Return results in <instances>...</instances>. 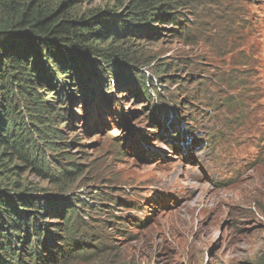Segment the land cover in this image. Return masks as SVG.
<instances>
[{
  "label": "rangeland",
  "instance_id": "rangeland-1",
  "mask_svg": "<svg viewBox=\"0 0 264 264\" xmlns=\"http://www.w3.org/2000/svg\"><path fill=\"white\" fill-rule=\"evenodd\" d=\"M71 1H61L71 18L128 10V0ZM198 2L186 36L159 24L157 40L133 43L159 80L150 100L110 79L103 99L79 92L59 107L54 158L79 169L64 189L29 170L9 176L92 206L81 224L104 249L71 264H254L264 250V0Z\"/></svg>",
  "mask_w": 264,
  "mask_h": 264
},
{
  "label": "trees",
  "instance_id": "trees-1",
  "mask_svg": "<svg viewBox=\"0 0 264 264\" xmlns=\"http://www.w3.org/2000/svg\"><path fill=\"white\" fill-rule=\"evenodd\" d=\"M61 1L53 8L46 0H0V179L15 190L0 187V264H71L104 249L81 224L80 207L91 205L67 191L25 192L9 176L29 170L64 189L79 169L54 158L59 107L72 105L79 92L87 104L94 90L103 99L101 85L110 79L134 85L150 100L159 80L142 67L144 52L133 43L157 40L163 25L176 38L186 36L200 19L198 0H128L127 12L104 9L79 18ZM156 115L153 129L164 112ZM44 150L52 152L51 167ZM254 264H264V250Z\"/></svg>",
  "mask_w": 264,
  "mask_h": 264
}]
</instances>
